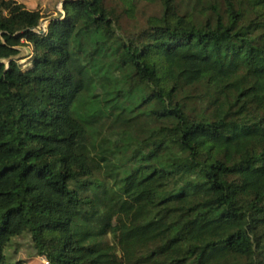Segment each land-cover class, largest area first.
<instances>
[{
	"label": "trees",
	"instance_id": "1",
	"mask_svg": "<svg viewBox=\"0 0 264 264\" xmlns=\"http://www.w3.org/2000/svg\"><path fill=\"white\" fill-rule=\"evenodd\" d=\"M62 1L38 33L0 0V264H98L115 227L123 264H264V0Z\"/></svg>",
	"mask_w": 264,
	"mask_h": 264
},
{
	"label": "rangeland",
	"instance_id": "2",
	"mask_svg": "<svg viewBox=\"0 0 264 264\" xmlns=\"http://www.w3.org/2000/svg\"><path fill=\"white\" fill-rule=\"evenodd\" d=\"M23 2L28 8H34L41 11L44 18L41 19L39 27L36 29L38 33H44L48 21L51 17H63L62 0H16ZM149 14L158 13V8L150 6L147 9ZM144 20L139 19L137 23L120 21V30L118 33L127 41L133 33H138L144 28ZM31 57L30 48L26 45L19 47V54L14 57L21 64L23 70H27L31 65L29 58ZM110 242V251L106 252L100 259L98 264H123L121 253L117 246L116 227L108 235ZM7 260L12 264H47L46 261L38 257L33 250L29 236L23 235L13 238L5 249Z\"/></svg>",
	"mask_w": 264,
	"mask_h": 264
},
{
	"label": "water",
	"instance_id": "3",
	"mask_svg": "<svg viewBox=\"0 0 264 264\" xmlns=\"http://www.w3.org/2000/svg\"><path fill=\"white\" fill-rule=\"evenodd\" d=\"M62 12H63V10H62ZM63 16H64V13H63ZM35 31L38 32L36 29H35ZM12 59H13V58H12Z\"/></svg>",
	"mask_w": 264,
	"mask_h": 264
}]
</instances>
